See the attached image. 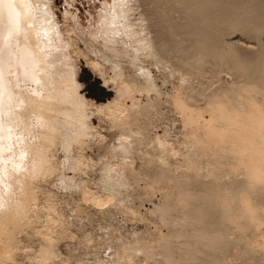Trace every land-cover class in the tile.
Listing matches in <instances>:
<instances>
[{"label":"rangeland","instance_id":"obj_1","mask_svg":"<svg viewBox=\"0 0 264 264\" xmlns=\"http://www.w3.org/2000/svg\"><path fill=\"white\" fill-rule=\"evenodd\" d=\"M34 1L90 106L112 103L48 143L0 264H264V153L238 145L264 141V0Z\"/></svg>","mask_w":264,"mask_h":264},{"label":"bare ground","instance_id":"obj_2","mask_svg":"<svg viewBox=\"0 0 264 264\" xmlns=\"http://www.w3.org/2000/svg\"><path fill=\"white\" fill-rule=\"evenodd\" d=\"M32 8L29 10L28 0H0V228L23 216L33 193L28 180L32 182L50 168L47 151L59 131H64L68 147L71 142L81 143L89 135L93 115L112 103L90 106L80 91L78 71L58 44L60 38L38 29L30 15ZM91 68L97 70L98 65ZM259 113L264 118V113ZM263 120L254 123L264 128ZM247 133L261 146L238 143L240 148L264 153L258 133ZM259 161L264 166V156Z\"/></svg>","mask_w":264,"mask_h":264}]
</instances>
